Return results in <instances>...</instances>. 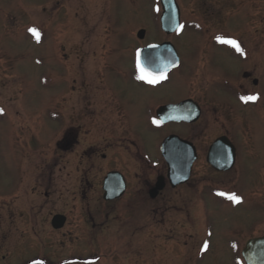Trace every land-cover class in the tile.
<instances>
[{
  "label": "rangeland",
  "instance_id": "1",
  "mask_svg": "<svg viewBox=\"0 0 264 264\" xmlns=\"http://www.w3.org/2000/svg\"><path fill=\"white\" fill-rule=\"evenodd\" d=\"M175 1L180 24L166 34L158 0H0V264H243L237 248L264 233V0ZM217 36L251 49L239 85L250 91L251 80L259 81L258 99L237 124L236 109L219 98L241 76L240 52H229ZM160 40L177 46L183 64L163 87L182 90L186 73L187 91L214 77L224 90L216 92V112L205 106L204 139L229 137L235 164L214 173L200 161L187 184L164 190L158 202L103 204L102 173L86 165L83 131L74 150L62 139L60 151L57 141L90 85L132 88L110 73L98 79L104 62L108 71L126 70L132 49ZM207 40H216V53ZM148 113L140 111L144 119ZM145 137L152 158L158 136ZM126 163L136 165L130 157ZM146 166L128 170L131 186ZM54 214L65 216L58 229L50 225Z\"/></svg>",
  "mask_w": 264,
  "mask_h": 264
},
{
  "label": "flooded vegetation",
  "instance_id": "2",
  "mask_svg": "<svg viewBox=\"0 0 264 264\" xmlns=\"http://www.w3.org/2000/svg\"><path fill=\"white\" fill-rule=\"evenodd\" d=\"M164 42L170 41L160 40L157 42H149L132 49L131 53L133 58L128 63L126 70L115 69L114 71H108L106 70L108 64L103 65L104 63H107L104 62L102 64L103 66H100V70L97 73L98 79L104 81V74L107 78L108 73H110L111 77L123 80L132 88L125 89L124 87L110 86L108 90L107 88L105 89L107 90L105 92L102 88L98 91H94L95 88L91 87L93 85H90V90L87 92L85 98L86 101L84 107L82 109H72L71 120L73 124H70L65 135L57 141V143H59L58 149L60 151L62 148L65 149V146H62L60 142L62 139H65V141L70 144L69 146H71L72 150H74L78 142V136L83 131L86 142L82 152L86 165H88L90 170L97 168V170L102 173L100 180H98V184L101 192L99 201L103 204L112 206H140L148 202H158L161 201L159 196L164 190H173L187 184L192 177L196 164L200 161L214 171V173L228 171L235 164L236 149L229 137L219 135L217 137L214 136L207 141L204 139L205 127L202 116L204 114L205 106L210 105L212 112H216V92L219 90L224 91L220 88H216V77H214L212 81L210 80L209 86H202L196 89V91L192 88L191 92L186 89L188 86L186 73L183 78L182 90L163 87L162 84H164L165 80H168V75L178 67L183 66L180 60V51L175 44L170 42L178 56L177 66L166 73L165 79L159 80L155 84H149L146 81L137 79L136 50L148 44H161ZM206 42H208L206 46H209L211 51L216 53V40H207ZM238 43L242 52L237 55L239 61L236 64V69L242 70L241 76H239V79L234 77L233 82H231L232 86L227 92H224L225 94L223 93L224 95H227V98H219V100L222 99L229 101V104L236 109L237 115L233 121L235 124L241 121L244 108L253 104V101H241L240 97L243 95L257 96L255 88L259 83V81L257 83L256 78H253L251 82L254 85V88L250 91H248L243 84L239 85V80L247 77L244 65L251 63V59H249V57L251 58V55L248 54L251 49L248 48V44ZM226 48L230 49V52L233 47L228 45ZM214 57H216V55ZM184 68L187 69L186 65ZM167 83L171 84V81ZM184 101H187V104L180 108V111L169 114V120L162 121L158 116L157 111L160 107L166 105L175 106ZM194 106L198 108V116L196 120L188 121L179 119L182 116H186V118H188V116H193L190 111L194 109ZM142 110L149 111L146 119L142 118L140 115V111ZM148 120L150 123H148ZM141 124H144V126L142 127ZM171 126L177 128L172 129ZM163 128L167 129L164 130ZM146 134H151V136L155 135L156 137L158 136L157 141L154 142V148L157 150L158 154L152 155V158L149 157L150 152L145 137ZM169 136H176L189 143V148L191 150L187 147L184 151H176L178 157L188 158L193 156L187 180L174 186H172L171 181L167 177L168 163L160 152L162 141ZM222 136L226 137L233 147V162L229 169L217 170L207 162L206 157L213 142ZM128 157H130L139 168H137L136 165L129 166L126 163ZM148 158L151 159L152 165H149L150 161ZM141 162L147 165L149 169H146L147 166L145 167V171H147L143 173L146 174L145 177L140 180L137 179L139 181L135 184V187H133L130 185L127 176L128 170L135 168L140 169ZM158 163H160V166L157 168ZM109 172H117L122 175L125 182V189L123 193L116 198L104 199L102 184L104 177ZM158 177H161L163 187L158 190H153ZM87 183L92 185L94 182H89L88 180ZM262 237H264V233L251 235L245 240L241 249L237 248L239 252L238 255L240 254L239 256H241L243 264H246L242 257V250L246 242L250 239ZM238 262L241 264V261Z\"/></svg>",
  "mask_w": 264,
  "mask_h": 264
},
{
  "label": "water",
  "instance_id": "3",
  "mask_svg": "<svg viewBox=\"0 0 264 264\" xmlns=\"http://www.w3.org/2000/svg\"><path fill=\"white\" fill-rule=\"evenodd\" d=\"M158 1L161 6V13L159 16L160 29L166 34H171L178 28L180 23L178 5L175 0ZM143 35V29L137 31L138 38H142ZM137 50H140L142 61L148 57L151 60L150 67L154 71L162 72L164 75L178 64V56L170 42L148 44ZM186 104L187 101L175 106H162L157 111L158 116L162 121H167L170 119L169 114L180 111L179 109ZM190 113L193 116H188V118L182 116L179 119L188 121L196 120L198 108L194 106V109L190 111ZM187 147L189 148V143L176 136L166 137L160 145V152L168 163L167 177L171 181L172 186L185 182L189 176L190 164L193 156L188 158L178 157L176 153V151L179 150L184 151ZM206 160L217 170H226L231 167L233 162V147L226 137H219L213 142ZM162 187L161 177H158L153 190H158ZM102 189L104 190V199H113L120 196L125 189V182L122 175L117 172H109L106 174L103 179ZM64 222V215L54 214L50 220V225L52 228L58 229L63 226ZM242 257L246 264H264V237L247 241L242 250Z\"/></svg>",
  "mask_w": 264,
  "mask_h": 264
},
{
  "label": "snow or ice",
  "instance_id": "4",
  "mask_svg": "<svg viewBox=\"0 0 264 264\" xmlns=\"http://www.w3.org/2000/svg\"><path fill=\"white\" fill-rule=\"evenodd\" d=\"M180 27H183L182 25ZM28 31L37 39L40 38V33L36 28H29ZM217 42L221 44H228L231 45L237 52H242V49L240 48L239 43L237 40L233 38H225L222 36L216 37ZM151 60L146 57L143 61L141 60L140 56V50H137V59H136V68H137V79L146 81L149 84H155L159 80L165 79V75L160 71H154L151 67ZM241 101L249 102V101H255L258 99V96L256 95H243L240 97ZM155 122V121H154ZM222 196H226L227 199L231 200L234 203H238L240 201V197L234 193L232 194H225L220 193ZM205 248L207 247V244L205 243ZM33 264H42V261H33Z\"/></svg>",
  "mask_w": 264,
  "mask_h": 264
}]
</instances>
